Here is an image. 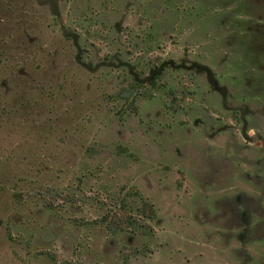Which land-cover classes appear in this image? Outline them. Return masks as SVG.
Segmentation results:
<instances>
[{"label": "rangeland", "instance_id": "1", "mask_svg": "<svg viewBox=\"0 0 264 264\" xmlns=\"http://www.w3.org/2000/svg\"><path fill=\"white\" fill-rule=\"evenodd\" d=\"M0 264H264V0H0Z\"/></svg>", "mask_w": 264, "mask_h": 264}, {"label": "flooded vegetation", "instance_id": "2", "mask_svg": "<svg viewBox=\"0 0 264 264\" xmlns=\"http://www.w3.org/2000/svg\"><path fill=\"white\" fill-rule=\"evenodd\" d=\"M54 17L56 20V24L65 32L64 34L67 35L68 32H70L68 29L66 30L64 27V20H63V15L61 13H59V11H55L54 13ZM72 33V32H71ZM67 40H73V36L71 35H67L66 37ZM164 63H162L163 66ZM159 69V68H158ZM159 74H157L156 76H153V79L151 80V82L149 83L151 86H156L157 81L159 80ZM111 214L113 215L112 217H114L116 219V221L118 222V226H119V230L120 231H124L126 225L129 226L130 228H133L135 230H140L141 228H144L145 226L147 228H149L147 226V221H145L146 219H152L155 215V211L153 208V205L151 203L148 202H144L143 201V206H142V213L140 215V217H136L134 216L130 211H127L126 205H116L115 210H110ZM142 218V219H141ZM110 221V215L109 214H104L101 216V222L107 223ZM110 223V222H109ZM144 226V227H143ZM145 227V228H146ZM135 230L131 229V232H134Z\"/></svg>", "mask_w": 264, "mask_h": 264}]
</instances>
